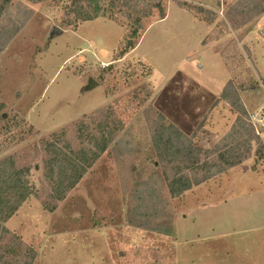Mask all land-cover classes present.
<instances>
[{
  "label": "rangeland",
  "instance_id": "374dc122",
  "mask_svg": "<svg viewBox=\"0 0 264 264\" xmlns=\"http://www.w3.org/2000/svg\"><path fill=\"white\" fill-rule=\"evenodd\" d=\"M246 2L160 0L162 21L157 8L143 16L144 3L8 2L0 160L28 167L35 193L3 223L0 264H264V184L250 173L264 133L249 123L264 106V12L245 17ZM80 120L82 137L109 132L110 143L56 200L45 142L65 130L79 148ZM169 125L201 151H157L153 137ZM216 145L223 153L209 152ZM233 154L243 161L230 169ZM185 182L201 183L171 195Z\"/></svg>",
  "mask_w": 264,
  "mask_h": 264
},
{
  "label": "trees",
  "instance_id": "16d2710c",
  "mask_svg": "<svg viewBox=\"0 0 264 264\" xmlns=\"http://www.w3.org/2000/svg\"><path fill=\"white\" fill-rule=\"evenodd\" d=\"M10 0H0V14L6 8ZM30 1H41V0H30ZM79 2L91 3L93 0H77ZM245 10H239L240 13H243L245 17L260 15L264 12V0H246ZM116 2H121L122 5L137 9L139 4H145V11L143 16L150 14L152 8H157L159 13V19L165 17V11L163 10L160 0H153L154 4H151L149 0H111V3L114 5ZM99 16L98 10L95 14L82 17L81 20L88 21L92 20L95 17ZM141 15H138L134 19V28L130 32V37L133 38L137 34L138 30L141 29ZM232 88L230 82L224 87L221 92L220 97L222 99H228L230 95V89ZM234 96L238 100V96L234 93ZM85 123L80 120L76 123L77 135L80 140L81 146L74 149L71 144L67 143L65 139V130H61L59 133L53 135L56 137L54 142H45L47 146L46 153L48 157L45 161V177L50 182L51 187L54 189L52 198L56 200L64 199L66 193L73 189L79 180L82 178L86 168L90 167L94 161L103 153L108 144L110 143V138L107 135L97 136L93 131L90 130L89 134L87 133L83 137L81 136V131ZM163 131L158 137H153L155 140V145L157 151L162 153L165 150L173 149L175 154H178L184 150L188 156L195 157L198 152L201 150L195 148L192 143L189 142L187 138L181 131H179L175 126L169 125L167 127L161 126ZM64 136V139L61 140V137ZM86 140V141H85ZM58 142H61L60 146ZM220 146L216 145L213 149H210L209 152L220 151ZM249 149H247L248 153ZM223 153V152H222ZM220 153V156L223 157L224 154ZM225 153V152H224ZM232 160L226 161L228 167H234L240 164L243 159L239 155H234ZM191 157L187 158L190 159ZM261 159H264V154H262ZM193 162V161H192ZM224 168L217 169L216 172H222ZM29 168L18 167L15 164L13 156H8L0 160V230L6 231L7 229L3 226V223L8 221L15 212L22 206V204L35 193L34 186L30 183L28 178ZM215 172V173H216ZM212 175V174H211ZM211 175L205 176L201 182L208 179ZM183 178H180L182 180ZM179 180V179H177ZM201 182H185L178 188L173 184V188L170 189L171 195L175 196L181 194L182 192L189 190L193 185H197ZM43 207L49 211H53L57 204H44Z\"/></svg>",
  "mask_w": 264,
  "mask_h": 264
},
{
  "label": "crops",
  "instance_id": "0c3cea01",
  "mask_svg": "<svg viewBox=\"0 0 264 264\" xmlns=\"http://www.w3.org/2000/svg\"><path fill=\"white\" fill-rule=\"evenodd\" d=\"M180 14L183 15V13H180ZM165 18H166V16L163 19H159V21H162ZM193 23L195 25H192V26H196V27L200 26V25H198L197 21H195L194 19H193ZM207 108H208V105H206V104H203L202 106L195 107L194 108L196 110L195 113L199 112L198 114H196L197 115L196 117H199L201 115L200 112H204ZM263 108H264V106L257 108L252 114H255V115L259 114L261 109H263ZM252 114H249V115H252ZM254 164L256 165L255 167H253L255 169H250V173L252 174L251 176H255L256 178H258L260 180L259 184H260V186H262L264 184L263 183V181H264V159H261L259 162H257V163L255 162ZM243 167H245V166H243ZM234 168H235V166L231 167L230 169H234Z\"/></svg>",
  "mask_w": 264,
  "mask_h": 264
},
{
  "label": "built area",
  "instance_id": "2783aa9c",
  "mask_svg": "<svg viewBox=\"0 0 264 264\" xmlns=\"http://www.w3.org/2000/svg\"><path fill=\"white\" fill-rule=\"evenodd\" d=\"M249 123L252 125V129L256 135L260 136L264 133V108L261 109L260 113L255 115H249Z\"/></svg>",
  "mask_w": 264,
  "mask_h": 264
}]
</instances>
